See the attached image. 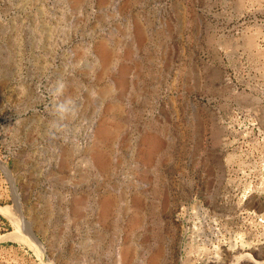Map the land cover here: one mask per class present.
I'll list each match as a JSON object with an SVG mask.
<instances>
[{
    "label": "rangeland",
    "instance_id": "obj_1",
    "mask_svg": "<svg viewBox=\"0 0 264 264\" xmlns=\"http://www.w3.org/2000/svg\"><path fill=\"white\" fill-rule=\"evenodd\" d=\"M0 162V264L264 260V0H0Z\"/></svg>",
    "mask_w": 264,
    "mask_h": 264
},
{
    "label": "bare ground",
    "instance_id": "obj_2",
    "mask_svg": "<svg viewBox=\"0 0 264 264\" xmlns=\"http://www.w3.org/2000/svg\"><path fill=\"white\" fill-rule=\"evenodd\" d=\"M0 164L2 166L4 165L1 162H0ZM15 207L16 206H12V205L0 206V212L4 213L8 217H10L12 222L15 225V228H16V230L14 232L9 233L8 236L16 237V238L24 241L28 245L34 247V248L41 249L42 248L41 241L39 240L37 235L34 233V230L32 229V227L25 221L24 217L20 213V210L17 209V207L16 208ZM243 253H246V252H241V254H243ZM239 255L240 254H237V255H233L232 254V255H228V256H230L229 259L231 260L232 257H238ZM244 257L251 258L253 261H255L254 262L255 264H264V260H258L256 258H254L250 252L246 253L244 255ZM257 260H258V262H257ZM238 261L239 260H236V259L235 260H231L230 264H237ZM48 264H52V263H48Z\"/></svg>",
    "mask_w": 264,
    "mask_h": 264
},
{
    "label": "built area",
    "instance_id": "obj_3",
    "mask_svg": "<svg viewBox=\"0 0 264 264\" xmlns=\"http://www.w3.org/2000/svg\"><path fill=\"white\" fill-rule=\"evenodd\" d=\"M245 215L251 221V223H254V225L262 226L264 228V214L258 213L256 210H248ZM235 233H238V237L241 240V245L243 246V252H250L253 256L254 250H252L250 246H247L248 248H246L245 245H243V243L248 242L247 239H251L252 241H254V239L258 240L256 231H253L250 229V230H240V232H235ZM193 238L196 241H199L200 239H202L201 236L198 234L193 236ZM215 240L218 241L219 245L222 247L223 245L221 244V242L226 241L223 234H220L219 236H217ZM223 251H225L224 248L220 251H217L216 254L208 260L215 262V261L222 259V257L225 254V253L223 254ZM245 259H251V258L245 257ZM209 261H206V264H209ZM230 263L231 262H229L228 264ZM238 264L240 263L238 262Z\"/></svg>",
    "mask_w": 264,
    "mask_h": 264
}]
</instances>
